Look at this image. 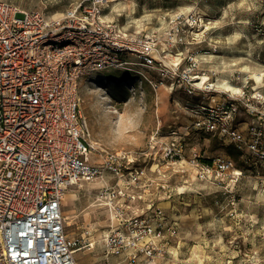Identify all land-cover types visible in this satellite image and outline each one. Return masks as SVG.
<instances>
[{"label": "built area", "instance_id": "1", "mask_svg": "<svg viewBox=\"0 0 264 264\" xmlns=\"http://www.w3.org/2000/svg\"><path fill=\"white\" fill-rule=\"evenodd\" d=\"M110 3L86 0L48 15L0 0V264H79L77 251H95L93 231L79 241L68 237L63 205L73 186L107 172L115 181L99 189L96 201L110 224L102 259L93 264H161L179 237L180 225L164 207L149 203L132 212L131 203L142 198L135 189L155 184L147 169L130 154L90 142L81 85L91 72L127 69L157 96L162 88L173 97L181 92L184 101H174L192 119L183 129L226 139L245 166L226 155L203 160L196 148L187 157L182 136L189 133L172 129L175 138L162 142L159 128L151 148L158 146L164 160L187 162L202 181H237L248 171L264 179V94L252 79L220 82L200 66L218 52L209 42L197 49L213 20L198 9L177 12L162 32L145 35L107 20Z\"/></svg>", "mask_w": 264, "mask_h": 264}, {"label": "rangeland", "instance_id": "2", "mask_svg": "<svg viewBox=\"0 0 264 264\" xmlns=\"http://www.w3.org/2000/svg\"><path fill=\"white\" fill-rule=\"evenodd\" d=\"M6 1L22 9L62 15L86 0ZM195 9L213 20L207 42L197 49L208 47V42L218 46V52L212 53L215 56H207L200 66L215 71L220 82L234 75L239 81L252 79L251 85L264 94V0H117L110 3L105 16L129 32L148 35L162 32L174 13ZM94 73L102 80L85 83L86 75L81 85L82 113L88 120L90 142L100 151L130 154L138 166L147 169L155 184L148 188L143 183L135 189L142 198L131 203L133 213H141L153 203L164 207L180 225L179 237L161 264H264V179L248 171L237 181L199 180L187 162L164 160L158 146L151 148V139L159 128L157 137L162 142L175 138L170 136L172 129L187 132L182 136L187 157L196 148L203 160L226 155L238 168L245 166L241 152L222 137L183 129L192 119L174 101L182 99L181 92L173 97L162 88L157 96L149 83L127 69L108 68L90 76ZM258 73L263 74L261 82L254 77ZM123 84L134 87V92ZM102 96L107 99L101 100ZM111 105H115L116 114L107 111ZM114 181L107 172L96 182L73 186L65 196L68 237L79 241L86 230H91L93 239L100 241L95 251L88 247L77 251L79 264L102 259L101 239L109 230L110 214L96 198L101 187Z\"/></svg>", "mask_w": 264, "mask_h": 264}, {"label": "bare ground", "instance_id": "3", "mask_svg": "<svg viewBox=\"0 0 264 264\" xmlns=\"http://www.w3.org/2000/svg\"><path fill=\"white\" fill-rule=\"evenodd\" d=\"M112 2H115L117 0H111ZM212 56H215V55H212ZM255 79L258 81V82H261L263 80V74L262 73H258L256 74L255 76ZM94 80H97V81H100L102 80V78L97 75V74H92L91 76L87 77V80L85 81V83H91L93 82ZM110 84V83H109ZM96 85V84H95ZM124 87H128L129 91L131 92H134L135 88L134 87H129L127 84H123ZM226 86L229 88V89H232L233 91H237L238 90V86L236 84H233V83H226ZM102 90V89H101ZM105 98L104 96L101 97V100H104L105 101ZM115 108V105H111V106H107V111L110 112V113H114L116 114L117 111L114 109ZM74 205V204H73Z\"/></svg>", "mask_w": 264, "mask_h": 264}]
</instances>
